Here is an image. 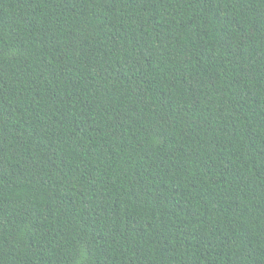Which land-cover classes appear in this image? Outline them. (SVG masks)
Instances as JSON below:
<instances>
[{"label": "trees", "instance_id": "16d2710c", "mask_svg": "<svg viewBox=\"0 0 264 264\" xmlns=\"http://www.w3.org/2000/svg\"><path fill=\"white\" fill-rule=\"evenodd\" d=\"M0 264H264V0H0Z\"/></svg>", "mask_w": 264, "mask_h": 264}]
</instances>
